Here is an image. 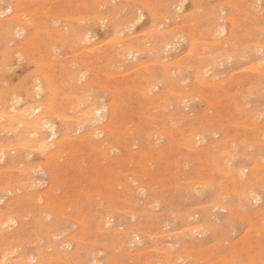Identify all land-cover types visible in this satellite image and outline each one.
<instances>
[{
  "label": "rangeland",
  "instance_id": "obj_1",
  "mask_svg": "<svg viewBox=\"0 0 264 264\" xmlns=\"http://www.w3.org/2000/svg\"><path fill=\"white\" fill-rule=\"evenodd\" d=\"M181 1L0 0V264H264V0Z\"/></svg>",
  "mask_w": 264,
  "mask_h": 264
},
{
  "label": "bare ground",
  "instance_id": "obj_2",
  "mask_svg": "<svg viewBox=\"0 0 264 264\" xmlns=\"http://www.w3.org/2000/svg\"><path fill=\"white\" fill-rule=\"evenodd\" d=\"M173 1H174V0H173ZM182 1H183V0H182ZM182 1H181V3H182ZM196 1H197V0H196ZM107 2H108V1H107ZM111 2H112V1H111ZM176 3H178V1H177ZM176 3H175V4H176ZM179 3H180V1H179ZM182 4H183V3H182ZM14 6H15V5H14ZM14 6H13V8H14ZM174 6H175V5H174ZM176 6H177V5H176ZM183 6H184V4H183ZM187 6H188V5H187ZM16 7H17V6H16ZM19 7H21V6H19ZM11 8H12V7H11ZM169 8H170V7H169ZM181 8H182V7H181ZM181 8H180V10H181ZM185 8H186V7H185ZM187 8H188V7H187ZM18 9H19V8H18ZM7 10L9 11L10 9L7 8ZM11 10H12V9H11ZM213 10H214V9H213ZM16 11H17V10H16ZM171 11H172V10H171ZM171 11H170V13H171ZM177 11H178V8H177ZM215 11H216V10H215ZM215 11H214V12H215ZM251 11H252V13L254 12L253 9H252ZM14 12H15V11H13V13H14ZM34 12H35V11H34ZM175 12H176V11H175ZM217 12H218V11H217ZM217 12H216V13H217ZM20 13H21V12H20ZM50 13H51V12H50ZM258 13H259V12H258ZM22 14H24V12H23ZM12 15H13V14H11L10 17H12ZM15 15H16V14H15ZM54 15H55V14H54ZM64 15H65V14H64ZM168 15H169V14H168ZM214 15H215V13H214ZM256 15H257V14H256ZM259 15H260V14H259ZM259 15H258V16H259ZM17 16H19V15H17ZM138 16H139V15H138ZM140 16H142V14H140ZM212 16H213V15H212ZM14 17H16V16H14ZM59 17H60V16H59ZM101 17H102V16H101ZM134 17H135V15H134ZM134 17H132V19H133ZM12 18H13V17H12ZM66 18H67V17H66ZM104 18H105V17H104ZM136 18H137V14H136ZM212 18H214V16H213ZM215 18H221V17H219V16L216 17V16H215ZM9 19H10V18H9ZM14 19H16V18H14ZM22 19H24V18H22ZM98 19H99V18H98ZM102 19H103V18H102ZM102 19H101V22H103ZM105 19H106V18H105ZM105 19H103V20H105ZM139 19H140V18H139ZM139 19H138V21H139ZM210 19H211V18H210ZM11 20H12V19H11ZM30 20H31V19H30ZM216 20H217V19H216ZM225 20H226V19H225ZM12 21H13V20H12ZM24 21H25V20H24ZM96 21H97V20H96ZM119 21H120V20H119ZM228 21H232V22H233V20H228ZM8 22H9V21H8ZM21 22H22V21H21ZM27 22L29 23V21H27ZM30 22H31V21H30ZM101 22H100V23H101ZM121 22H122V21H121ZM129 22H130V21H128V23H129ZM140 22H141V21H140ZM211 22H212V21H211ZM214 22H215V19H214ZM218 22H220V20H219ZM96 23H97V22H96ZM103 23H104V22H103ZM230 23H231V22H230ZM122 24H123V23H122ZM224 24H225V23H224ZM224 24H223V26L220 25V26H221V27H220V32H221V33H222V32H223V33L226 32V27H225ZM231 24H232V23H231ZM5 25H6V24H5ZM98 25H99V24H98ZM120 25H121V24H120ZM211 25H212V24H211ZM213 25H214V24H213ZM6 26H7V25H6ZM216 26H217V25H216ZM216 26H215V28H217ZM11 27H12V26H11ZM16 27H17V25H16ZM66 27H67V26H66ZM116 27H117L118 29H120V27H118V26H116ZM140 27H141V26H140ZM230 27H231V26H230ZM8 28H10L9 25H8ZM18 28H19V27H18ZM63 28H64V27H63ZM121 28H122V27H121ZM215 28H214V29H215ZM218 28H219V27H218ZM218 28H217V29H218ZM13 29H14V27H13ZM64 29H65V28H64ZM87 29H88V28H87ZM10 30H11V28H10ZM18 30H19V29H18ZM81 30H83V29H81ZM90 30H91L90 33H92V29H90ZM215 30H216V29H215ZM232 30H233V29H232ZM74 31H75V29H74ZM88 31H89V29H88ZM116 31H117V30H116ZM116 31H115V32H116ZM119 31H122V30H119ZM119 31H118L117 34H116V33H115V34L121 36V35H120L121 32L119 33ZM10 32H13V30L10 31ZM14 32H15V31H14ZM16 32H17V31H16ZM85 32H86V31H85ZM213 32H214V30H213ZM87 33H89V32H87ZM122 33H124V32L122 31ZM122 33H121V34H122ZM214 33H215V32H214ZM217 33H218V32H217ZM12 34H14V33H12ZM79 34H80V33H79ZM76 35H77V34H76ZM83 35H84L83 38H84V41H85V38H88V34L86 35V34L84 33ZM83 35H82V36H83ZM89 35H90V34H89ZM163 35H164V34H163ZM230 35H233V34H230ZM230 35H229V36H230ZM97 36H99V35H97ZM229 36H228V37H229ZM53 37H54V36H53ZM90 37H91V36H90ZM167 37H168V36H167ZM228 37H227V38H228ZM258 37H259V36H258ZM83 38H81V39L83 40ZM227 38H226V40H228ZM231 38H232V36H231ZM231 38H229V39H231ZM81 39H80V40H81ZM120 39H122V38H120ZM131 39H132V38H131ZM166 39H167V38H166ZM123 40H124V39H123ZM139 40H140V39H139ZM68 41H69V40H68ZM84 41H83V42H84ZM126 41H127V40H126ZM80 42H81V41H80ZM121 42H122V41H121ZM121 42H120V43H121ZM125 43H127V42H125ZM174 43H175V42H174ZM167 44H168V42H167ZM169 44H170V43H169ZM110 45H111V43H110ZM224 45H225V44H224ZM113 47H114V46H113ZM183 47H184V46H183ZM134 48H135V47H134ZM124 49H125V48H124ZM129 49H130V46H129ZM132 49H133V47H132ZM132 49H131V50H132ZM137 49H139V50H137ZM137 49H136V50H137L138 52L141 50V48H137ZM152 49H153V48H152ZM262 49H263V47H262ZM262 49H261V50H262ZM125 50H127V49H125ZM133 50H135V49H133ZM257 50H258V49H257ZM94 51H95V50H94ZM258 51H260V50H258ZM129 52H130V51H129ZM129 52H128V53H129ZM138 52H137V53H138ZM253 52H254V51H253ZM74 53H75V52H74ZM126 53H127V52L125 51V56H126V57H129V56L126 55ZM13 55H14V54H13ZM128 55H131V56H132V54H128ZM192 55H193V54H192ZM53 56H54V55H53ZM187 56H188V55H187ZM231 56H233V55H231ZM236 56H237V55H236ZM49 58H50V57H49ZM179 58H180V57H179ZM209 58H210V57H209ZM223 58H224V57H223ZM116 61H117V60H116ZM261 61H262V60H261ZM263 61H264V60H263ZM208 63H209V62H208ZM251 65H252V64H251ZM258 65H259V64H258ZM14 66H15V65H14ZM260 66L262 67V65H260ZM260 66L258 67V70H259ZM256 67H257V66H256ZM247 69H248V68H247ZM262 69H263V68H262ZM141 70H143V69H141ZM147 71H148V70H147ZM126 72H127V71H126ZM203 72H204V71H203ZM259 72H260V70H259ZM43 73H44V72H43ZM106 73H107V72H106ZM120 74H121V73H120ZM263 74H264V72H263ZM110 75H111V74H110ZM112 75H113V73H112ZM261 75H262V74H261ZM77 76H78V75H77ZM171 76H172V75H171ZM206 76H207V75H206ZM45 80H46V79H45ZM46 81H47V80H46ZM130 82H131V80H130ZM173 83H174V82H173ZM47 84H48V83H47ZM154 84H156V83H154ZM159 84H160V83H159ZM157 85H158V83H157ZM43 86H44V85H43ZM49 86H50V85H48V87H49ZM152 86H153V85H152ZM152 86H151V87H152ZM36 87H37V91H38V92L43 90L41 84H37ZM44 87H45V86H44ZM259 87H260V86H259ZM27 89L29 90L30 88H27ZM48 89H49V88H48ZM109 89H110V88H109ZM25 90H26V89H24V91H25ZM33 90H34V89H33ZM26 91H27V90H26ZM30 91H31V90H30ZM150 91H152V90H150ZM27 92H28V91H27ZM32 92H33V91H32ZM191 92H192V91H191ZM15 93H16V92H15ZM28 93H29V92H28ZM148 93H149V92H148ZM159 93H160V92H159ZM159 93H158V94H159ZM261 93H262V92H261ZM27 95H28V94H27ZM191 95H192V94H191ZM4 96H5V95H4ZM4 96H1V98H0V103H1L0 106H2V104H3V106H4L5 104H7V103H6V97H4ZM19 96H22V95H19ZM136 96H137V95H136ZM155 96H157V95H155ZM158 96H160V94H159ZM201 96H202V95H201ZM203 96H204V95H203ZM128 97H129V96H128ZM14 98H15V97H14ZM14 98H13V99H14ZM24 98H25V97H24ZM89 98H90V97H89ZM27 99H28V98H27ZM19 100H20V99H19ZM79 100H80V99H79ZM116 100H117V99H116ZM21 101H23V100H21ZM7 102H8V101H7ZM48 102H49V101H48ZM122 102H123V101H122ZM17 103H18V102H17ZM86 103H87V101H86ZM135 103H136V102H135ZM240 103H241V102H240ZM49 104H50V103H49ZM49 104H48V105H49ZM103 104H104V103H103ZM14 105H15V104H14ZM14 105H13V106H14ZM50 105H51V104H50ZM99 105H101V104H99ZM9 106H10V105H9ZM30 106H31V105H30ZM107 106H108V104H107ZM109 106H110V105H109ZM179 106H180V105H179ZM111 107H113V105H111ZM156 107H157V106H156ZM3 108H4V107H3ZM3 108H1V109H3ZM109 108H110V107H109ZM157 108H158V107H157ZM161 108H162V107H161ZM179 108H180V107H179ZM6 109H7V108H6ZM12 109H13V108H12ZM36 109H37V110H36ZM43 109H44V104H43V105L39 104L37 107H35V108H33V109H29V108H28V109H27V108H26V109H25V108H24V109H21V110L18 111V113H9V112H7L6 110H3L4 114H2V113L0 112V114H1V115H0V119H3V120H4L5 118H7V119H8V122L6 121V125H7V123H8V125L11 126V127H9V126L7 125L9 128H14V126H13L12 124H16L17 126L26 125L25 127L28 128L29 130L31 129L30 131H32V132L35 133V134L39 132V129H41V127L44 126V124H46V126H48V127L51 129V131H52V135H53V137H54V136H56V134H57V128L54 126V124L51 122L52 120L49 118V117L52 116L53 114L51 115L49 110H45L44 112H42ZM106 109H107V107H105V106L103 107V105H102V106H99V107H94V106H91V107H90V106H89V109L87 110V111H88L87 115H89V114H90V116L96 115V116H93V119H96L97 117H98L97 119L104 118V117H106L107 112H108V111H107V112L105 111ZM122 109H123V108H122ZM9 110H10V109H9ZM13 110H14V109H13ZM16 110H17V109H15L14 111H16ZM40 110H41V111H40ZM38 111H40V114H39V113H38V114H35V113H37ZM87 111H86V112H87ZM113 111H114V109H113ZM113 111H112V112H113ZM114 112H115V111H114ZM51 113H52V112H51ZM108 114H109V113H108ZM111 114H112V113H111ZM113 115H114V114H112V116H113ZM53 116H54V115H53ZM83 116H84V115H83ZM85 116H86V115H85ZM81 117H82V116H81ZM155 117H156V116H155ZM107 118H108V117H107ZM188 118H189V117H188ZM82 119H83V118H82ZM84 119H85V118H84ZM3 120H2V121H3ZM91 120H92V119H91ZM102 120H104V119H102ZM111 120H112V119H111ZM88 121L90 122V120H88ZM88 121L86 120L85 123L88 122ZM97 121L99 122V120H97ZM97 121L95 122V124L97 123ZM100 121H101V119H100ZM246 121H247V120H246ZM0 122H1V121H0ZM82 122H84V121L81 120V124H80V125H82ZM235 123H236V122H235ZM248 123H249V122H248ZM83 124H84V123H83ZM155 125H156V124H155ZM246 125H247V124H246ZM249 125H251V124H249ZM2 126H3V125H2ZM243 126H244V125H243ZM5 127H6V126H5ZM15 127H16V126H15ZM101 127H102V126H101ZM104 127H105V126H104ZM107 127H108V126H107ZM17 128H18V127H17ZM22 128H24V127H22ZM44 128H45V126H44ZM102 128H103V127H102ZM105 128H106V127H105ZM108 128H109V127H108ZM170 128H171V127H170ZM176 128H177V127H176ZM14 129H15V128H14ZM7 130H9V129H7ZM7 130H6V131H7ZM10 130H11V129H10ZM42 130H43V128H42ZM45 130H46V129H45ZM15 131H17V130L15 129L14 132H15ZM37 131H38V132H37ZM10 132H13V130L10 131ZM101 132H102V131H101ZM104 132H105V131H104ZM94 133H96V132H94ZM99 133H100V131H99ZM171 133H172V132H171ZM17 134H18V133H17ZM90 134H91V133H90ZM97 134H98V132L96 133V135H97ZM32 135H34V134H31V136H32ZM18 136H19V135H18ZM20 136H22V135H20ZM24 136H26V135H24ZM37 136H38V135H37ZM44 136H45V135H44ZM163 136H164V135H163ZM174 136H175V135H174ZM178 136H179V135H178ZM260 136H261V135H260ZM27 137L29 138V135H27ZM27 137H26V138H27ZM47 137H48V136H47ZM195 137H196V136H195ZM246 137H247V136H246ZM246 137H245V138H246ZM28 138H27V143H29V142H28ZM33 138H34V136H33ZM36 138H37V137H36ZM36 138H35V141L38 143V145H37L38 149H39V150L42 149V150L45 152V149L47 148V146H49V145H48L49 143H47L46 140H45L46 138H45V139H44L43 137H39V138H37V139H36ZM153 139H154V138H153ZM155 139H156V138H155ZM158 139H159V137H158ZM20 140H21V139H20ZM33 140H34V139H33ZM29 141H32V140H30V138H29ZM116 141H117V140H116ZM198 141H200V140H198ZM27 143H26V145H27ZM30 143H31V142H30ZM33 143H34V142H33ZM33 143H31V144L33 145ZM37 143H36V144H37ZM46 143H47V144H46ZM195 143H196V142H195ZM231 143H232V142H231ZM34 145H35V144H34ZM34 145H33V146H34ZM100 145H101V144H100ZM16 146H17V145H16ZM21 146H22V145H21ZM27 146H28V145H27ZM51 146H53V145H51ZM51 146H50V147H51ZM56 146H57V145H56ZM102 146H103V144H102ZM3 147H4L3 145H2V146L0 145V159L4 157V156H2V154L5 153V152L2 153V150H3L2 148H3ZM37 147H36V148H37ZM10 148H12V147H10ZM16 148H17V147H16ZM27 148H28V147H27ZM30 148H31V147H30ZM44 148H45V149H44ZM5 149H6V148H5ZM5 149H4V150H5ZM12 149H15V148H12ZM12 149H10V150H12ZM8 150H9V148H8ZM32 150H33V149H32ZM50 150H51V149H50ZM50 150H49V151H50ZM205 150H206V149H205ZM40 151H41V150H40ZM43 151H42V152H43ZM110 151H112V150H110ZM6 152H7V150H6ZM8 152H9V151H8ZM8 152H7V153H8ZM11 152H12V151H11ZM47 152H48V150H47ZM30 153H31V152H30ZM109 153H110V152H109ZM45 154H46V153H45ZM221 154H222V153H221ZM232 157H233V156H232ZM0 161H1V160H0ZM46 161H47V160H46ZM62 161H63V160H62ZM228 163H229V162H228ZM242 165H243V164H242ZM56 166H57V165H56ZM229 166H230V165H229ZM20 167H21V166H20ZM152 167H153V166H152ZM229 168H230V167H229ZM39 169H40V168H39ZM211 169H212V168H211ZM245 169H246V168H245ZM239 171H240V170H239ZM241 171H242V170H241ZM250 171H251V170H250ZM0 172H1V171H0ZM22 172H23V171H22ZM6 173H7V172H6ZM123 173H124V172H123ZM236 173H238V172H236ZM240 173H241V172H240ZM242 173H243V172H242ZM243 176H244V175H243ZM3 177H4V176H3ZM263 177H264V176H263ZM240 178H241V177H240ZM123 179H124V178H123ZM167 179H168V178H167ZM4 180H5V179H4ZM198 181H199V180H198ZM261 181H262V180H261ZM29 182H30V181H29ZM258 182H259V181H258ZM208 183H209V182H208ZM219 183H220V182H219ZM93 184H94V183H93ZM95 184H96V182H95ZM99 184H100V183H99ZM261 184H262V183H261ZM263 184H264V183H263ZM152 185H153V184H152ZM157 185H158V184H157ZM93 187H94V186H93ZM2 188H3V187H2ZM142 188H143V187H142ZM173 188H174V187H173ZM200 188H201V187H200ZM17 190H18V189H17ZM135 192H136V191H135ZM143 193H144V192H143ZM164 193H165V192H164ZM191 194H192V193H191ZM194 194H195V193H194ZM246 194H248V193H246ZM252 194H253V193H252ZM252 194H251V195H252ZM135 195H136V194H135ZM179 195H180V194H179ZM196 195H197V194H196ZM256 195H257V194H256ZM105 196H106V195H105ZM252 197H253V196H252ZM257 197H258V196H257ZM248 198H249V197H247V199H248ZM250 198H251V197H250ZM0 199H1V198H0ZM65 199H67V198H65ZM39 200H40V199H39ZM39 200H38V201H39ZM254 200H255V199H254ZM139 201H140V200H139ZM248 201H249V199H248ZM36 202H37V201H36ZM100 202H101V201H100ZM183 203H184V202H183ZM69 204H70V203H69ZM253 204H254V203H253ZM71 205H72V204H71ZM5 207H7V206H5ZM53 207H54V206H53ZM234 207H235V206H234ZM221 208H222V207H221ZM3 209H4V208H3ZM8 209H9V208H8ZM52 209H53V208H52ZM30 210H31V209H30ZM9 212H10V211H9ZM29 214H30V213H29ZM62 214H63V213H62ZM1 216H3V215H1ZM1 216H0V218H1ZM24 216H25V214H24ZM27 216H28V215H27ZM4 217H6V215H5ZM12 217H13V216L9 217V215H8V219H7V218H5V219H6V221L9 220V219H10V220H13ZM76 217H77V216H76ZM191 217H192V216H191ZM107 218H108V217H107ZM1 220H2V219H1ZM1 220H0V221H1ZM3 220H4V219H3ZM14 220H15V221H13V222H16L18 219H17V220L14 219ZM6 221H5V223H6ZM2 222H3V221H2ZM2 222H1V225H2ZM11 222H12V221H11ZM104 222H105V221H104ZM18 223H19V222H18ZM18 223H17V224H18ZM6 224H8V223H6ZM10 225H11L10 227H12L13 224L11 223ZM20 225H21V224H20ZM3 226H5V225H2V227H3ZM143 226H144V225H143ZM195 226H196V225H195ZM262 227H263V226H262ZM262 227H261V228H262ZM0 228H1V227H0ZM5 228H6V227H5ZM8 228H9V227H8ZM197 228H198V227H197ZM199 228H200V227H199ZM61 229H62V228H61ZM3 230H5V229L2 228L1 231L3 232ZM7 230H9V229H7ZM100 230H101V229H100ZM116 230H117V229H116ZM189 230H190V229H189ZM191 230L193 231V229H191ZM191 230H190V232H191ZM194 230H195V228H194ZM12 231H13V230H12ZM132 231H133V230H132ZM135 231H136V230H135ZM197 231H198V229H197ZM126 232H127V231H126ZM136 232H137V231H136ZM0 233H1V232H0ZM7 233H8V232H7ZM124 233H125V232H124ZM128 233H129V232H128ZM137 233H138V232H137ZM142 233H143V232H142ZM149 233H150V232H149ZM1 234H3V233H1ZM9 234H10V233H9ZM4 235H5V234H4ZM4 235H2V236H4ZM60 235H61V234H60ZM60 235H59V236H60ZM125 235L128 236V234H126V233H125ZM125 235H124V236H125ZM130 235H132V234H131V231H130ZM130 235H129V236H130ZM134 235H137V234H134ZM142 235H143V234H142ZM233 235H234V234H233ZM6 236H7V235H5L4 237L7 238L8 236H7V237H6ZM37 236H38V235H37ZM126 236H125V237H126ZM129 236H128L126 239L124 238V239H125L126 241H128V242L131 241V240H128ZM132 236H133V235H132ZM132 236H130V238H132ZM134 237H135V236H134ZM137 237H138V236H137ZM139 237H140V236H139ZM9 238H10V235H9ZM12 238H13V237H12ZM130 238H129V239H130ZM2 239H3V238H2ZM2 239H1V240H2ZM9 240H10V239H9ZM120 240H121V239H120ZM123 241H124V240H123ZM126 241L123 242V243L126 244V243H127ZM135 241H136V240H135ZM138 241H139V240H138ZM2 242H3V241H2ZM4 242H6V241H4ZM101 242H102V241H101ZM130 243H131V242H130ZM125 244H124V245H125ZM100 245H101V244H100ZM0 246H1V244H0ZM56 246H57V245H56ZM128 246H129V244H128ZM130 246H131V244H130ZM54 247H55V245H54ZM128 248H129V247H128ZM56 249H57V248H56ZM252 249H253V248H252ZM58 250H59V249H58ZM259 250H260V249H259ZM56 251H57V250H55L54 253H56ZM31 252H32V251H31ZM41 252H42V251H41ZM57 252H59V251H57ZM90 252H91V251H90ZM8 253H9V251H8ZM60 253H63V252H60ZM6 255H7V254H6ZM57 255H58V254H57ZM60 255H62V254H60ZM98 255H99V254H98ZM4 256H5V254H4ZM49 256H50V255H49ZM58 256H59V255H58ZM62 256H63V255H62ZM62 256H61V257H62ZM81 256H82V255H81ZM245 256H246V255H245ZM6 257H8V256H6ZM256 257H257V256H256ZM0 258H1V257H0ZM8 258H9V257H8ZM44 258H45V257H44ZM31 259H32V258H31ZM41 259H43V258L41 257ZM61 259H62V258H61ZM63 259H64V258H63ZM94 259H95V258H94ZM0 260H1V259H0ZM5 260H6L5 262H7V259H5ZM22 260H23V259H22ZM38 260H40V259H38ZM55 260H56V259H55ZM96 260H97V259H96ZM1 261H3V260H1ZM25 261H26V260H25ZM28 261H29V260H27V262H28ZM46 261H47V259H46ZM46 261H45V262H46ZM56 261H57V260H56ZM172 261H173V260H172ZM172 261H171V262H172ZM3 262H4V261H3ZM3 262H2V263H3ZM49 262H52V261L50 260ZM54 262H55V261H54ZM58 262H60V260H58ZM61 262H62V261H61ZM86 262H87V261H86ZM90 262H91V261H90ZM0 263H1V262H0ZM23 263H24V262H23ZM42 263L44 264V262H42ZM98 263H99V262H98ZM3 264H4V263H3ZM24 264H25V263H24ZM29 264H30V262H29ZM31 264H32V263H31ZM38 264H39V263H38ZM40 264H41V263H40ZM47 264H48V263H47ZM51 264H52V263H51ZM110 264H111V263H110Z\"/></svg>",
  "mask_w": 264,
  "mask_h": 264
},
{
  "label": "snow or ice",
  "instance_id": "obj_3",
  "mask_svg": "<svg viewBox=\"0 0 264 264\" xmlns=\"http://www.w3.org/2000/svg\"><path fill=\"white\" fill-rule=\"evenodd\" d=\"M141 19H143V17L141 16ZM225 211H227V209H225Z\"/></svg>",
  "mask_w": 264,
  "mask_h": 264
}]
</instances>
